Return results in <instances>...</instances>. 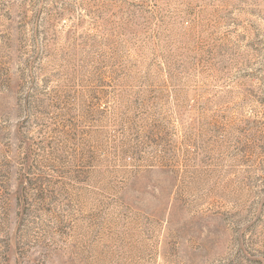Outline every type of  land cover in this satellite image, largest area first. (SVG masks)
I'll return each instance as SVG.
<instances>
[{
  "label": "rangeland",
  "instance_id": "374dc122",
  "mask_svg": "<svg viewBox=\"0 0 264 264\" xmlns=\"http://www.w3.org/2000/svg\"><path fill=\"white\" fill-rule=\"evenodd\" d=\"M0 264H264V0H0Z\"/></svg>",
  "mask_w": 264,
  "mask_h": 264
}]
</instances>
